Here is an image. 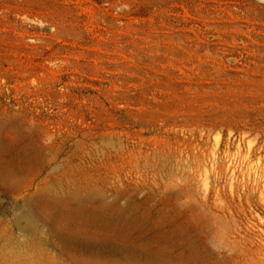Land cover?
<instances>
[{
	"label": "rangeland",
	"instance_id": "rangeland-1",
	"mask_svg": "<svg viewBox=\"0 0 264 264\" xmlns=\"http://www.w3.org/2000/svg\"><path fill=\"white\" fill-rule=\"evenodd\" d=\"M0 264H264V0H0Z\"/></svg>",
	"mask_w": 264,
	"mask_h": 264
}]
</instances>
